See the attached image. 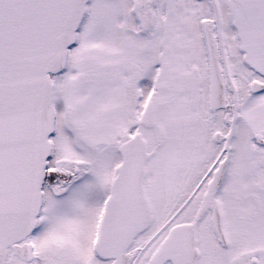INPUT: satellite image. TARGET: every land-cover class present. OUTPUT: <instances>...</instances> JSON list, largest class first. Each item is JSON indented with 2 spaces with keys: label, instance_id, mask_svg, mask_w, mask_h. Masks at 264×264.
Wrapping results in <instances>:
<instances>
[{
  "label": "snow or ice",
  "instance_id": "snow-or-ice-1",
  "mask_svg": "<svg viewBox=\"0 0 264 264\" xmlns=\"http://www.w3.org/2000/svg\"><path fill=\"white\" fill-rule=\"evenodd\" d=\"M0 264H264V0H0Z\"/></svg>",
  "mask_w": 264,
  "mask_h": 264
}]
</instances>
